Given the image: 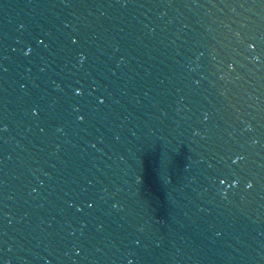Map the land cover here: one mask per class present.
<instances>
[{
    "label": "water",
    "instance_id": "1",
    "mask_svg": "<svg viewBox=\"0 0 264 264\" xmlns=\"http://www.w3.org/2000/svg\"><path fill=\"white\" fill-rule=\"evenodd\" d=\"M0 264H264V0H0Z\"/></svg>",
    "mask_w": 264,
    "mask_h": 264
},
{
    "label": "clouds",
    "instance_id": "2",
    "mask_svg": "<svg viewBox=\"0 0 264 264\" xmlns=\"http://www.w3.org/2000/svg\"><path fill=\"white\" fill-rule=\"evenodd\" d=\"M251 185H249V187H250Z\"/></svg>",
    "mask_w": 264,
    "mask_h": 264
}]
</instances>
